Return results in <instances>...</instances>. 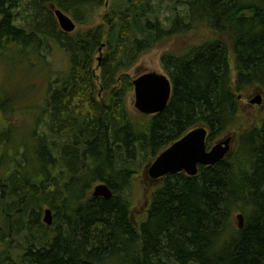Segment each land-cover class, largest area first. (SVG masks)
I'll return each instance as SVG.
<instances>
[{
  "label": "trees",
  "instance_id": "obj_1",
  "mask_svg": "<svg viewBox=\"0 0 264 264\" xmlns=\"http://www.w3.org/2000/svg\"><path fill=\"white\" fill-rule=\"evenodd\" d=\"M105 4L0 0L2 59L37 58L50 38L70 57V71L49 85L44 121L19 145L25 153L10 163L0 155V264H264V114L223 161L161 178L145 217H133L136 179L150 159L201 125L210 147L243 125L239 94L264 97V0L112 2L107 32L98 24L74 34L58 28L51 9L89 24ZM20 9L29 13L24 23ZM200 28L208 39L161 58L173 85L165 110L135 120L126 107L134 85L123 72L159 43ZM104 43L100 86L109 95L98 100L93 54ZM4 133L0 147L13 139ZM98 183L110 199L91 194Z\"/></svg>",
  "mask_w": 264,
  "mask_h": 264
},
{
  "label": "rangeland",
  "instance_id": "obj_2",
  "mask_svg": "<svg viewBox=\"0 0 264 264\" xmlns=\"http://www.w3.org/2000/svg\"><path fill=\"white\" fill-rule=\"evenodd\" d=\"M112 2L115 3L117 7H121L122 5H125L126 0H106L105 6L98 9V11L95 13L94 20L89 24L77 23L70 14L64 11L76 22V29L67 33L74 34L77 32V30H86L95 27L98 24L104 25L105 31L107 32L108 26L106 21L103 19L106 13H108L110 10ZM51 9L53 17L58 25V28L60 29L61 26L55 15L54 6H52ZM18 11L21 13V18L19 21L20 23H24L25 17H27L29 13L28 11L22 9ZM165 14L166 13L163 12V16H165ZM211 34L212 33L208 30L200 28L189 34L177 36L163 41L149 51L142 53L134 65L126 69V71L124 70L125 72H123V74L128 75L127 77L129 79L134 80L146 72L155 71L158 73H165L161 61L163 54L168 52L185 53V51H187L192 46L199 44L206 38L208 39ZM107 38L108 36L105 35L103 42H106ZM49 40L52 44V48L49 47V49H42L38 54L39 57L37 58L30 57L28 60L6 58L7 60H5L0 57V102L5 99L6 101L9 99L11 100L5 102V105H3V107L0 109V135L9 130L13 138L9 146L6 144H1L0 155H3L5 157V161L7 160L9 163L15 158L18 160L20 159V155L25 153L26 149L23 151L22 147L19 145L21 143L27 144L28 140L31 141L29 134L33 130V126L37 121L39 124H41L42 120L44 121V118H38L41 117L42 113L47 108L46 101L49 94V85L51 86L52 84H55V81L58 79V75L60 76L70 71L69 55L59 48L52 38ZM105 49L104 43L99 48V50L93 54V65L95 69L94 80L96 84V96L98 100H103L109 95L104 92L100 86L101 60ZM233 77L235 79V72L233 73ZM256 94V92L239 94L241 104L240 113L242 116L243 125L237 126L236 128L232 129L229 134H227L234 135V139L232 141L233 153L235 152L238 145L239 134L243 131L251 129L252 127H255L264 114V102L262 105L251 104L249 102V100L254 98ZM126 107L128 112L137 121H142L145 117H147L146 115L141 114L135 107L134 88H132V90L127 94ZM43 128L44 126L42 125V129ZM3 136L6 137V134L4 133ZM226 136H224L223 139ZM4 140L5 139H0L1 142ZM218 140L221 139L215 140L213 143H211L210 147L215 145ZM210 147L207 145L208 149ZM154 159L155 158L149 160V162L139 172L136 179L138 191L133 209V217L135 220L143 219L145 217V213L147 212V208L149 206V194L152 189L160 182V179L153 180L149 178L147 174L148 167ZM10 166H13V164L5 166L2 171H7ZM96 185L92 187L91 194H93L94 187ZM234 223H238L236 215L234 216Z\"/></svg>",
  "mask_w": 264,
  "mask_h": 264
},
{
  "label": "water",
  "instance_id": "obj_3",
  "mask_svg": "<svg viewBox=\"0 0 264 264\" xmlns=\"http://www.w3.org/2000/svg\"><path fill=\"white\" fill-rule=\"evenodd\" d=\"M54 12L62 30L72 32L76 29V22L68 14L55 6ZM132 82L135 92V107L141 114L148 116L165 110L173 92L172 81L166 73L146 72ZM249 102L262 105L264 97L261 93H257ZM207 138L208 129L206 126L201 125L191 129L156 156L147 170L149 178L157 180L167 174L181 172L195 176L199 171V165L212 166L233 153L234 135H227L209 149L207 148ZM93 196L110 199L113 193L107 184L99 183L94 187ZM236 217L238 227L243 228L244 215L238 213ZM53 220L52 210L45 209L43 221L47 225H52Z\"/></svg>",
  "mask_w": 264,
  "mask_h": 264
},
{
  "label": "flooded vegetation",
  "instance_id": "obj_4",
  "mask_svg": "<svg viewBox=\"0 0 264 264\" xmlns=\"http://www.w3.org/2000/svg\"><path fill=\"white\" fill-rule=\"evenodd\" d=\"M221 139H223V138H221ZM178 174V173H177Z\"/></svg>",
  "mask_w": 264,
  "mask_h": 264
}]
</instances>
